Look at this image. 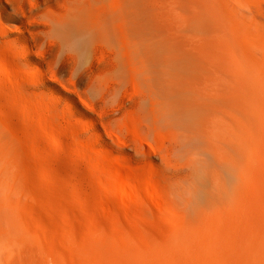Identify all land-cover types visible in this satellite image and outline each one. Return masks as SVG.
Listing matches in <instances>:
<instances>
[{"label": "rangeland", "instance_id": "1", "mask_svg": "<svg viewBox=\"0 0 264 264\" xmlns=\"http://www.w3.org/2000/svg\"><path fill=\"white\" fill-rule=\"evenodd\" d=\"M66 1L47 0L46 5L36 6L29 1L0 0V21L11 31L7 43L6 37L0 34V112L8 123V126L0 124V135L5 140L7 156L14 155V161L6 163L9 168L4 163L1 165L5 170L0 172V184L3 188L17 185L20 199L15 211L30 210L37 230L52 241L58 253L55 260L63 264H85L82 256L64 242L66 225L72 226L77 239L98 237L110 243L122 233L121 243L127 241L143 249L150 245L155 249L160 243L169 242L175 231L194 223V209L184 197L188 188H196L198 205L210 198L214 182L205 168H218L214 147L220 151L222 147L226 149L223 136L202 135L192 124L183 126L182 118L178 119L179 113L175 111L168 116L160 108L157 121H153V115L149 116L154 113L150 103L155 94L145 95L150 91L145 77L149 71L151 74L160 71L157 75L160 79L164 76L162 64H152L157 66L155 70L149 61L152 40L169 38L176 55L184 54L197 65L190 72H186L184 64L174 65L172 73L181 94H186V90L195 94L218 85L224 89L231 85L241 93L236 105L237 117L242 119L247 131L241 128L240 121L236 131L247 136L248 153L236 144L231 155L236 156L243 179H249L237 176L236 184L245 189L253 180L259 189L264 186V172L261 175L264 170V146L261 147L264 144V63L262 71V67L252 66L240 45L244 21L260 26L264 41V0H228L233 9L238 3L240 11L235 9L234 17L230 18L212 0H145L144 31L139 36H135L129 20L98 21L89 15L82 25L73 23L57 37L49 32V25L40 15L64 9ZM21 22L26 24L25 31L19 29ZM40 23L46 25L43 27ZM223 40L226 46L216 66H210L198 55L199 46L214 53L216 47L224 44ZM25 41L32 46L28 62L23 57ZM259 45L264 48V43ZM159 55L157 61L162 60ZM39 69L51 87L38 90L21 85L16 78L21 74L33 76V71ZM226 99L225 92L219 104L209 106L208 118L213 113L228 116ZM71 100L79 108L69 107ZM194 100L197 104L201 101L198 95ZM204 100L210 102L211 98ZM199 115L186 120L194 123ZM207 122L213 124L212 120ZM95 129L102 132V139L96 137ZM217 138L221 139L220 143H216ZM208 140L215 141H212L213 148L209 147ZM253 141L257 142L255 146ZM220 173L225 178L226 171L223 169ZM251 187L248 192L253 199ZM262 190L261 197H264ZM4 202H0V223L9 210ZM259 206L264 209V203ZM260 208L255 210L259 219L264 215L260 214L264 212ZM45 238L41 234L36 236L37 245L34 248L30 245V254L49 261ZM149 256L151 260L155 257Z\"/></svg>", "mask_w": 264, "mask_h": 264}, {"label": "bare ground", "instance_id": "2", "mask_svg": "<svg viewBox=\"0 0 264 264\" xmlns=\"http://www.w3.org/2000/svg\"><path fill=\"white\" fill-rule=\"evenodd\" d=\"M20 1L22 3H24V1L25 2L29 1V2H32V4L36 6H41L42 4H45L47 0H20ZM95 1H97L96 3L97 6L95 4ZM144 3H145V0H67L65 3L66 6L64 9L49 10L48 12H45V13L43 12V14H41L40 17L43 18L46 21V23L49 25V27H47L49 29V32L54 33V35H57V37H60V35H62L65 32V30L68 29L73 23L82 25L83 22H85V19H86L85 17L89 15H91L92 18L98 21H108L112 19V20H118V21L123 22L125 20L126 21L129 20V22L133 26V31L135 33V36L136 35L139 36V34H141V30L144 28L143 27L144 26L143 19H144V14H145ZM212 3H214L218 7L224 8L226 12L225 15L226 17H229V18L234 17L235 15L234 10L237 9L239 6V4L237 3L238 5L237 8L233 9V6H232L233 4L231 5L230 4L231 1L228 2V0H212ZM237 10L239 11V9ZM242 14L243 13H241V15ZM218 15H220L221 17V13L220 14L218 13ZM238 15H240V13H238ZM37 17L39 18L40 22L44 21L39 16ZM246 22L244 21L241 24L244 32L242 35V41L240 45L242 47V50L244 51L245 57L249 58L250 59L249 61L253 63L252 66L255 65L260 68L263 66V63H264L263 62L264 61V48L259 45L261 43H264L261 37L262 35L261 30L263 29L260 26L259 27H256L254 25L252 26L251 25L252 23L248 24ZM43 23H40V24L43 25ZM125 25H128V24H125ZM19 29L25 31L26 24L24 22H21L19 24ZM118 30H119V27H118ZM0 34L3 37H6L5 39L7 43V38L10 37L11 31L6 26H4L2 22L0 23ZM154 35H156V33H154ZM170 42L171 41L169 38H166V39L158 38L157 40H152L151 42L152 50L150 49L151 51L150 53L152 54L149 55V61L151 62V65L152 64L155 65L158 63H160L159 65L162 64V71L164 72V76L162 79H160L157 76L160 71L158 72V74H155L154 71L152 72V74L149 73L150 71L147 72V75L145 74L146 75L145 79L147 82L146 84H148L147 87L149 86L148 88L150 89V91H148V93L145 95L146 96L149 95L150 97V94L152 95L155 94V96H153L154 98L152 99L153 101H151L150 103L151 110L153 109L152 111L155 114L154 113L151 114L152 112L148 109L151 112L149 113L150 114L149 116L153 115L152 117L154 118L151 117L152 119H154L153 121L159 120L158 119L159 115H157L156 113H160L158 112L160 108H161L160 111L162 109L165 110V112L168 113V116L170 112H172V114L175 112H178L179 113L178 119L182 118L181 120L183 121L182 122L183 126L188 127L190 124H192L191 127L194 128L196 132H199L202 135L203 134L206 135V133H208L211 135L219 136L220 138L223 136V140L226 146L225 147L226 149H223L222 147V151L224 152L217 150L218 149L217 146L215 147L213 146L214 144L212 141L214 140L212 141L208 140L209 147L210 146H211L210 148L214 147L215 155L218 160V163L215 164L218 166V168L213 169L211 167H208V168L206 167L205 168L206 170L204 169L206 171V174H208V177L211 176L214 182V187L210 191V198L206 196L207 198H209V200H206L203 204L198 205L196 192L194 191V189L196 188H194L193 190L191 188H188V190L186 189L187 192L184 197L187 203L191 205L192 208L194 209V223L189 224V225L186 224L187 226L185 225L178 232L175 231L172 239H170L169 242L160 243L159 247L155 249L154 247L150 245L148 246V248L143 249L142 247L135 245V244H131L127 241L124 243H121L120 241L123 240L121 239L122 233H121L120 238L117 237V239H115L117 236L116 235L114 237V240H112V242L110 243H108V241L102 242L99 240L98 237L89 238L85 236L80 239H77L71 225H66L65 235L67 237L64 236V239H65L64 242L67 244V246L70 248L71 251H74V253L76 252L77 254L82 256L81 259L84 260L83 262L85 264H264V223H263L264 218H262V216L264 215H262L259 219L260 215L258 216V214L256 213L258 210L255 212V210L258 209L259 207H261L260 210L262 211L264 210L262 208L263 206H259L264 203L263 201L264 199L263 200L261 199L264 197H261L262 193L260 192V189L261 190L263 189L262 191H264V188H262L264 186H261V188L259 189L260 186L258 187V185H255L254 181L251 180L250 178V180L253 183L250 184L252 185V187L249 188L252 191L250 190L249 191L253 193L252 194L253 199L250 197L251 194L248 192V187L250 186L249 184L246 183L247 187H245V189L247 190H245L244 187L238 186L236 184L237 176L240 179H243V176L241 175V172H239L238 161L236 159V156L234 157L233 155H231L232 154L231 151L234 148L236 149V147H234L236 144H237L236 146L239 145L238 147L241 148L243 152H245L246 154L248 153V147H247L248 144L246 143V139L248 138L245 139V137L247 136L243 137V135L238 134V133H241V131H236L237 121H240L241 128L245 129L244 122L242 121L241 118L237 117L238 109L236 105L237 103H239L238 99L241 93L235 90L234 87L231 85H228V87L224 89L223 87L217 84L218 88L208 87L209 89L206 90L207 89L206 88L205 89L206 91L204 90L197 91L196 92L197 94L196 93L190 94L189 91L187 90L185 92L186 94H181L178 91V86H176V83H175L176 81L175 80L176 78L174 76L175 73H172V69L176 68V67L174 68V65L177 63L184 64V67L187 70L186 72L188 71L190 72V70L191 71L196 70L197 65L195 64V62L190 61L189 59L185 58L188 56L184 54H182L184 57L176 55L174 51V47H172V44ZM223 42L224 44H220L219 48L218 47L215 48L214 53H211L210 50L208 51L204 47L199 46L197 50L198 55L204 58L206 62L210 64V66H216L218 63H220L219 58H220L221 51L223 47L226 46L224 40ZM31 47L32 46L30 45V42L29 43L26 42V51L23 54V57L26 60V62H28L30 58V55L28 52L31 50ZM139 51L141 50L139 49L138 52ZM146 51H149V49ZM158 54H161V55L165 54L163 58H161V55H159L160 59H162L161 61H157L156 57ZM234 54L233 56H235ZM189 56L191 55L189 54ZM236 61L238 60L236 59ZM154 65L152 66L155 69L157 66L154 67ZM180 68H181V65H180ZM236 69L235 70L232 69V71H236ZM262 70H263V67L261 68L260 71ZM42 71L43 70H40V69L38 71L34 70L33 73L34 72L35 73L33 76L31 75L24 76L25 74L24 75L19 74L20 76H17L16 78L20 82L21 85L33 86L34 88L38 90L40 87H51V84L46 80L45 73ZM184 71L182 72L184 73ZM153 73L155 75H153ZM234 75L236 77L238 76L236 74ZM153 89L155 91H153ZM238 89L240 88L238 87ZM224 91L226 92V96H227L226 101L228 105V113H227L228 116L223 117L222 115H217L213 113L212 116L208 118V116L210 115L209 106L211 105L214 106L216 104H219L222 98V93L225 94ZM200 92H203L204 94ZM196 95H198L199 99L201 100L200 103L198 104L194 100V97H196ZM146 96H145V99H147ZM205 97H207L208 99L211 98L210 102L204 100ZM68 106L71 108H79L78 104L72 100L68 104ZM2 113L3 112H0V124L4 125L7 122L5 120L6 117H4ZM196 115H199L198 121L194 123L187 122V120L192 119ZM209 120H212L213 124L209 125L207 122ZM251 121L252 120H250V122ZM7 126H8V123H7ZM245 131L247 130L245 129ZM94 133L98 139H102L103 137L102 132H100L99 129H95ZM5 137L6 135L3 138ZM255 139H256V136H255ZM72 140L75 143L78 142L76 139H72ZM220 140L221 139L217 138V140L215 141L216 143L217 142L220 143L221 142ZM3 142H5V140L2 139V136L0 135V172L5 170V167L1 166L2 163H4L3 164L4 166L9 168L7 164L12 163L14 161L13 154L10 156H7V153H5L4 151L5 146ZM252 143H254L252 145L255 146V143L257 142L253 141ZM259 143L260 142H258V144ZM258 144H257V147H258ZM262 146H264V144L261 145V147ZM244 158L247 159V157L245 156ZM259 158H260V155H259ZM223 169L227 173V174L225 173L226 175L225 178L220 173V171L221 170L223 171ZM258 171H261L260 166H259ZM263 172L264 170L261 172V175ZM249 175L247 174V176ZM252 176L253 175H251V177ZM245 178L249 179L247 177ZM257 179L259 181L263 180V178L262 179L257 178ZM255 181L257 182L256 179ZM242 182H245V181H242ZM0 183H2V181ZM258 183L259 182H257V184ZM262 183L264 184V181H262ZM246 184L244 186H246ZM16 186L11 185L8 188H3V186H1L0 184V202L3 203V201H5L9 209L5 213L6 217H4L2 220L3 224L0 223V264H45V263H48L49 261L54 262L52 264H63L60 260H55L56 256H58L57 255L58 253L54 250L52 241L48 238H45L46 234L43 235L41 231L39 232L37 230V227H35V225L33 224L32 222L33 214L29 212L30 210L25 211L24 213H17L15 211L16 210L15 206L17 204L16 202L20 199V191H18ZM244 190L247 191V193H245ZM2 196L4 197V199ZM260 200H262L263 203L260 202L261 203L260 204L259 203ZM260 214H264V212L263 213L261 212ZM30 216L32 218H30ZM1 218L2 217L0 216V220ZM25 218L27 220V223L28 222L32 223V227L28 226L29 223L26 224L24 222ZM97 232L100 233V231H96V233ZM40 234L45 238V245L48 248L47 251L49 253V258H48L49 261H47L44 258H38V257L32 256L30 254V248L31 247L34 248V245H37L36 236ZM125 238L127 237L125 236ZM151 254L153 256L155 255L156 257V259L154 257L155 260L150 259L151 257L149 255Z\"/></svg>", "mask_w": 264, "mask_h": 264}]
</instances>
